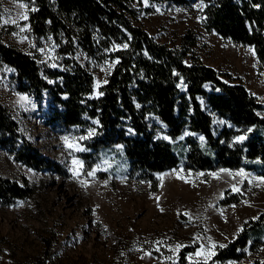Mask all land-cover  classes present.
Instances as JSON below:
<instances>
[{
	"label": "trees",
	"instance_id": "obj_1",
	"mask_svg": "<svg viewBox=\"0 0 264 264\" xmlns=\"http://www.w3.org/2000/svg\"><path fill=\"white\" fill-rule=\"evenodd\" d=\"M131 1L31 0V31L52 37L58 66L42 68L33 55L0 40V62L13 68L15 89L33 95L37 103L47 98V123L85 134L77 155L87 168L118 156L127 176L149 181L151 189L157 187L156 173L179 163L195 170L243 167L264 174V115L256 97L241 81L190 53L194 36L182 35L173 47L155 40L136 22ZM163 1L202 3L206 30L251 46L264 63V0ZM76 47L96 62L115 59L107 83L98 88L102 95L92 93V74L74 57ZM237 134L246 138L238 141ZM0 146L28 167L66 174L20 133L3 103ZM32 191L25 180L0 176L2 204ZM263 243L264 211L244 223L207 264L241 259L247 248ZM187 249L180 248L179 259L165 264H196L184 262ZM237 264H264V255Z\"/></svg>",
	"mask_w": 264,
	"mask_h": 264
},
{
	"label": "rangeland",
	"instance_id": "obj_2",
	"mask_svg": "<svg viewBox=\"0 0 264 264\" xmlns=\"http://www.w3.org/2000/svg\"><path fill=\"white\" fill-rule=\"evenodd\" d=\"M19 2L0 0V40L33 55L42 68L58 66L51 36L33 33L28 19L4 23L25 11L18 8ZM24 2L29 4L28 15L33 5L31 0ZM201 4L163 0H148L147 6L144 0L130 3L136 22L155 40L173 47L180 44L182 35L194 36L189 52L216 71L241 81L259 102V114L264 115V63L251 46L206 30L201 24ZM24 25L28 30L20 32ZM75 50L76 60L92 74V93L98 95L97 82L102 85L106 80L115 59L96 62L80 47ZM14 83L13 68L0 62V103L20 133L55 159L66 174L28 167L0 146V176L25 180L33 187L30 196L8 204L0 202V264H165L179 259L180 251H173L177 244L188 248L183 253L184 262L203 261L195 253L201 245L207 249L209 238L225 245L244 223L264 211V183L253 179L264 174L252 169L220 166L195 170L179 163L156 173L157 187L151 189L149 181L127 176L118 156L110 158L117 167L107 158L95 161L90 168L74 166V158L83 161L78 151L65 145L64 137L83 149L79 138L85 134L72 126L47 123V98L37 103L33 95L15 89ZM20 96H26L27 101L20 102ZM190 134L183 132L181 136ZM74 168L79 176H74ZM221 169L232 173L243 169L247 178L240 183L241 177L233 179ZM92 170L94 176H88ZM233 184L239 192L232 190ZM263 255L264 243L257 249L247 248L241 259H225L222 264Z\"/></svg>",
	"mask_w": 264,
	"mask_h": 264
},
{
	"label": "snow or ice",
	"instance_id": "obj_3",
	"mask_svg": "<svg viewBox=\"0 0 264 264\" xmlns=\"http://www.w3.org/2000/svg\"><path fill=\"white\" fill-rule=\"evenodd\" d=\"M14 2H16V0H14ZM144 3H145V6H147L148 5V0H144ZM17 6H18L19 9H23L25 11L18 12L16 19L6 20V21H4V23H9L10 22L12 24H17L18 23V20H25L26 21L28 19V15H27V11L26 10L29 8V4L26 3V2H24V0H20V2L18 3ZM202 6L203 5L201 4L200 7L202 8ZM31 10L32 11H35L34 8L31 9ZM157 11H159V9H157ZM19 30H20V32H24V31L28 30L27 29V25L20 26ZM13 34L16 35V33H13ZM24 39H27V37H24ZM124 47H127V45H124ZM116 62L118 63V61H116ZM53 66H55V65H53ZM111 67H112V65H109V68H111ZM104 83H107V81L105 80ZM99 87H100V82L98 81L97 82V88H99ZM98 94L99 95H102L103 93H98ZM27 99L28 98L26 96H20V102H26ZM248 131H251V129H249ZM91 135H92V133L90 132L89 133V136H91ZM245 138H246L245 136L241 135V136H238L236 139L238 141H243ZM79 139H85V137H80ZM200 139L203 140V137H200ZM64 141H65V145L69 149H74L76 151L83 150V149H80L76 144L70 142L68 137H64ZM72 164L74 166H78L80 169L83 168V163L81 161L75 159V158L72 160ZM220 171L221 172H227L228 175L230 177H232L233 179H235L237 176L241 177L242 179H241L240 183H243V179L244 178H247L246 177V174H245V172H244L243 169H240L236 173H232V172H230L228 170H225V169H221ZM94 172H95V170H92V171L87 172L86 174L88 176H94ZM73 173H74V176H79L80 175V172L77 171L75 168L73 169ZM200 175H203V173H201ZM213 175H217V174L213 173ZM217 178H219V177H217ZM253 179H258L261 183H264V176L254 177ZM248 182L249 183H252V180H249ZM81 183H82L83 186H86L87 185V182L86 181H82ZM232 190L235 191V192H239L240 191V189L235 184L232 185ZM161 211H163V209H161ZM221 214H223V213H221ZM185 215H189V219H192V217L190 216V214L185 213ZM241 230H243V229H241ZM217 246L223 248L226 245H224V244L217 245L216 242L212 241L211 238H209V246L207 247V249H205V247L203 245H201L200 250H198L195 253V256L196 257H202L203 258V264H207L208 260L211 259V257L216 254L215 253V249H216ZM181 247H183V246L180 245V244H177L176 247H175V249H173V251L174 252L179 251V249ZM148 254L150 255V253H148ZM168 259H171V257H169ZM188 259L191 261L192 260V257L189 256ZM196 264H200V262L197 261Z\"/></svg>",
	"mask_w": 264,
	"mask_h": 264
}]
</instances>
